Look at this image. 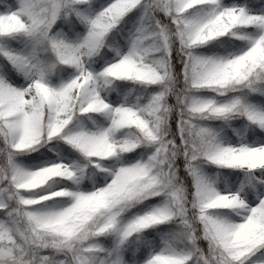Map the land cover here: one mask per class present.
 Segmentation results:
<instances>
[{
  "label": "snow or ice",
  "instance_id": "6c2138e0",
  "mask_svg": "<svg viewBox=\"0 0 264 264\" xmlns=\"http://www.w3.org/2000/svg\"><path fill=\"white\" fill-rule=\"evenodd\" d=\"M0 264H264V0H0Z\"/></svg>",
  "mask_w": 264,
  "mask_h": 264
}]
</instances>
